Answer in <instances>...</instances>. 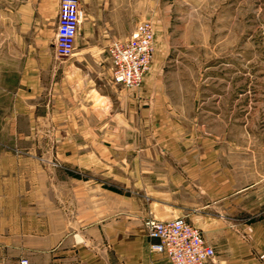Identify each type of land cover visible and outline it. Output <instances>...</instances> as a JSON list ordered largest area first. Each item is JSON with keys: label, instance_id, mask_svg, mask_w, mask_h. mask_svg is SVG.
<instances>
[{"label": "rangeland", "instance_id": "1", "mask_svg": "<svg viewBox=\"0 0 264 264\" xmlns=\"http://www.w3.org/2000/svg\"><path fill=\"white\" fill-rule=\"evenodd\" d=\"M9 14L0 11V180L51 226L72 233L78 214L143 226L161 209L154 198L198 172L186 164L199 150L218 145L229 159L264 146V0H141L154 48L135 88L113 81L108 44L79 61L93 83L75 86L73 56L54 55L57 24L46 19L38 35ZM185 219L212 237L213 220Z\"/></svg>", "mask_w": 264, "mask_h": 264}, {"label": "crops", "instance_id": "2", "mask_svg": "<svg viewBox=\"0 0 264 264\" xmlns=\"http://www.w3.org/2000/svg\"><path fill=\"white\" fill-rule=\"evenodd\" d=\"M79 2L83 16L71 54L75 65L70 69L75 86L93 83L91 68L79 61L92 60L101 47L125 40L141 21V0ZM58 5L53 8L47 0H0V11L6 17L8 11L10 16L18 12L23 22L36 23L41 35L46 19L51 26L57 24ZM29 77L25 67L23 82L29 83ZM236 149V154L230 149L229 159L218 145L199 150L198 162L186 164L188 171L198 172L179 182L181 189L174 194L162 192L154 198L153 204L161 209L149 217H189L199 220L200 226L211 219L212 237L205 238L214 248L213 264H264V146L246 155ZM14 195L13 180H0V264H21V260L26 264H170L163 253L150 250L141 225L105 222L108 214H78L75 230L68 233L59 221L51 226L46 214H37L30 206L21 210L22 197ZM91 218L102 221L86 225Z\"/></svg>", "mask_w": 264, "mask_h": 264}, {"label": "built area", "instance_id": "3", "mask_svg": "<svg viewBox=\"0 0 264 264\" xmlns=\"http://www.w3.org/2000/svg\"><path fill=\"white\" fill-rule=\"evenodd\" d=\"M82 16L79 0H59L53 44L56 58L71 56ZM153 48L154 27L149 21L138 22L125 40L110 42L106 52L113 81L127 88L139 86L150 64ZM143 226L150 250L163 253L170 264H213V246L185 217L147 218ZM21 264H26V260H21Z\"/></svg>", "mask_w": 264, "mask_h": 264}, {"label": "trees", "instance_id": "4", "mask_svg": "<svg viewBox=\"0 0 264 264\" xmlns=\"http://www.w3.org/2000/svg\"><path fill=\"white\" fill-rule=\"evenodd\" d=\"M110 189H111V190H114V191H118L117 189H115V188H112V187H111Z\"/></svg>", "mask_w": 264, "mask_h": 264}]
</instances>
